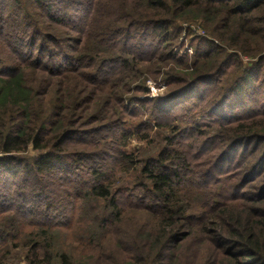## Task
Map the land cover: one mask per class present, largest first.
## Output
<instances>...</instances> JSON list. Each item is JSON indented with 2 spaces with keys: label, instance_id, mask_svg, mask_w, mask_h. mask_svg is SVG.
<instances>
[{
  "label": "trees",
  "instance_id": "obj_1",
  "mask_svg": "<svg viewBox=\"0 0 264 264\" xmlns=\"http://www.w3.org/2000/svg\"><path fill=\"white\" fill-rule=\"evenodd\" d=\"M38 1L44 2L39 10L67 32L28 29L26 35L34 34L28 44L4 37L15 64L3 67L0 59V264L20 247L28 248V264H264V0ZM198 19L218 42H211L212 50L203 42L191 68H184L188 60L170 56L191 71L187 79L167 74L168 88L181 89L157 110H182L191 100L180 101L178 92L216 74L234 78L232 87L215 88L220 98L202 115L233 126L224 140L227 162L219 171L206 166L199 172V160H190L194 143H185L199 133L187 137L191 129H183L159 157L143 161L140 186L115 187L107 158L87 149L114 134L111 121L123 114L100 118L98 110L123 103L117 93L132 79L126 73L140 71L148 56H169L155 47L158 37L167 45L174 41L170 30L182 33L178 22ZM202 96L195 103L205 104ZM255 116L257 124L250 121ZM129 130L122 138L134 135ZM215 138L201 143L203 154L212 152ZM69 144L85 152H68ZM30 147L46 153L28 161L21 155ZM237 154L241 159L234 162ZM129 161V170H137L136 156L126 152L121 170ZM62 184L75 203L63 204L66 197L57 192ZM78 203L79 218L89 223L75 235L87 253L80 260L58 240ZM111 255H123V261Z\"/></svg>",
  "mask_w": 264,
  "mask_h": 264
},
{
  "label": "rangeland",
  "instance_id": "obj_2",
  "mask_svg": "<svg viewBox=\"0 0 264 264\" xmlns=\"http://www.w3.org/2000/svg\"><path fill=\"white\" fill-rule=\"evenodd\" d=\"M39 3L41 5V3L44 2H40L38 0H0V59L3 67H9L10 65L15 64L13 61V58H15L14 53L11 51L10 42L4 38L5 36L8 37V35H13V41L16 40L19 42L23 39L26 41V44H28L30 37L34 36V34L31 33V30H29L30 35H26V31H28V29L37 28L39 30L48 31L49 33H60V31L67 32L66 30L58 28L56 24L49 20L44 12L39 10L37 5ZM178 24L181 27L180 29L182 33L177 35L173 30L168 32L172 36V39L174 40L173 42L165 45L161 38L158 37L160 41H157L155 44V47L159 48L162 53L164 52L169 55V58L165 57V55L160 56L158 54L148 56L149 60L142 64L140 71L126 73V75H131L132 79L127 82L129 84L125 90H122L121 86L120 91L117 93L118 97H122L123 103L121 104L120 100L118 102H113L109 108L102 106L98 110L97 115L100 118L107 117L105 115L111 113L117 115L119 112L120 114H123V120L117 121V118H114V121H111V125H113V129L115 131L114 134H101L105 136H103L104 139L100 138L98 140L99 146L92 144V146L87 149V152L90 153L95 152L99 155L102 153V160L107 158V162L111 169V171H108V175L111 180L114 181L115 187H131L135 186V184L140 186L139 183L144 179L141 174L145 164L143 161L150 155L153 157H159V154L166 145L167 140L172 136H175V138L179 137L180 132L183 131V129H191L187 132V137H194L191 134V131H194L195 134L197 132L199 133L198 140L193 138L191 141L185 142L189 146L194 143L195 148L190 156V160L194 163L199 160L196 162L197 165H200L198 167L200 168L199 172L205 170L207 168L206 166L215 167V169L219 171L220 166L227 162V160L222 157L223 152L228 147V144L225 145L226 142L224 140H226V137L229 138L230 134L228 133V130L233 126L221 123V120L218 118H206L202 115L207 112V108L213 107V104L220 98L217 96L215 88L226 84H228L229 87H232L235 82L234 78H227L224 74H216L215 77L208 82L200 83L196 86H192V88H187L185 92H178L181 96L179 99H182L180 101L184 100V96L191 100V102L187 104H185L184 101L183 106L181 107L182 110L172 107L165 112L157 110L162 105L165 106V104H168L165 101L170 93L181 89H177L175 86L168 88L167 74L174 73L178 75L179 79H187L186 74H189L191 71V69H182L183 67L179 63L171 61L172 58H170V56L188 60L184 64V68H191L196 56L199 55L198 49L202 47L203 42L208 44V50H212L213 45L211 42L215 43V41H217V39L212 36L210 29L204 25L202 20L183 21L178 22ZM148 45H153L151 39L149 40ZM232 51L233 50H230L229 53H232ZM241 60L246 67L252 66L251 64L253 62L249 58L242 57ZM22 68L23 66H21V69ZM200 93L203 94L202 97L205 99V104H202V102L195 103L194 101V97ZM231 96L233 95H229V98ZM86 105L87 104H83L82 107L86 108ZM124 105L126 108L128 107L127 114L124 113ZM177 106L179 105L177 104ZM262 107L263 104H260L258 109H261ZM86 114V110L78 112V119L75 118L73 121L75 123L82 121ZM260 119L261 118L259 116H255L250 121L257 124V122L261 121ZM157 123H160L161 125H158ZM124 129H130L129 131L134 132V135H128V138H122ZM82 135L84 138H89L85 136V134L77 136L82 137ZM217 136H219L220 139L213 146V148H211L212 152H206L203 154V146L201 143L209 141V139L216 141L215 137ZM108 144L109 150H106V146ZM67 147L70 149L68 152L73 154L85 152V149H83L80 145L73 146L72 144H69ZM241 149L242 148H238L237 151L235 149L236 153ZM125 152L136 156L137 162L135 163L138 166L137 170H129L134 164L131 163V161H129L128 164L125 163L123 165V170H121L120 166L122 153ZM44 153H46V151H34L30 147V149H28L26 153L22 154L21 157L31 161L36 157L42 156ZM231 153L232 155L235 154L233 150ZM240 159L241 158H239L237 154L233 158V161L239 162ZM248 163L250 164V162ZM238 169H240V167ZM226 174L229 176L230 171ZM236 177L241 178L238 174ZM136 178H139L137 182L135 181ZM247 191L251 190L247 189ZM2 192L3 191L0 190V193ZM57 192L62 197H66L63 204H66L68 200L75 203L76 197L71 196V193H69V190L63 184L59 189H57ZM81 207L80 203H78L75 211L73 212V221L70 222L69 227L63 228L60 232H58L60 236L58 240L62 241L64 245L69 246V248L65 249L71 252L77 260H80L85 254V257L87 256L84 248L77 243V237L75 236L80 233L81 229L85 228L89 224L87 218H79ZM95 225L96 229L98 226L96 223ZM73 230L75 231L73 232ZM100 236L101 238H104V234ZM102 241L103 243L110 245L103 239ZM96 245V242L93 243L92 248H95ZM26 251H28V248L20 247L19 249L14 250L12 254L10 252L5 264H28V262H26ZM111 256L115 258V261H123V255ZM102 258L103 260H109V257L106 254H104ZM82 262L86 263L85 260Z\"/></svg>",
  "mask_w": 264,
  "mask_h": 264
}]
</instances>
